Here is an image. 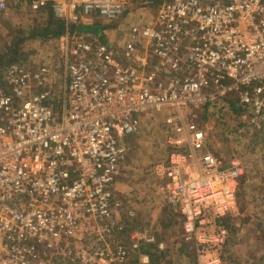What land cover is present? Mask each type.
Masks as SVG:
<instances>
[{
	"label": "built area",
	"instance_id": "1",
	"mask_svg": "<svg viewBox=\"0 0 264 264\" xmlns=\"http://www.w3.org/2000/svg\"><path fill=\"white\" fill-rule=\"evenodd\" d=\"M128 6L0 0V17L49 9L67 25L97 17L117 26ZM102 35L67 32L55 41V60L3 71L0 264H125L140 242L154 243L146 231L121 242L128 229L114 186L135 117L165 108L175 114L166 119L169 154L161 166L166 202L181 215L195 263L221 264L227 231L219 221L235 207L244 168L206 149L203 131L186 116L205 107L217 113L221 103L264 132V0H163L153 20L130 26L121 46Z\"/></svg>",
	"mask_w": 264,
	"mask_h": 264
},
{
	"label": "rangeland",
	"instance_id": "2",
	"mask_svg": "<svg viewBox=\"0 0 264 264\" xmlns=\"http://www.w3.org/2000/svg\"><path fill=\"white\" fill-rule=\"evenodd\" d=\"M162 1L129 0L128 16L117 26L94 17L89 25H79L90 27L80 32L93 36L103 32L101 40L121 46L130 26L153 20ZM46 21V15L26 9L8 10L1 16V62L14 42L18 43L15 58L20 63L35 66L44 59L55 60L54 40L28 35L32 29L44 27ZM1 76L2 63L0 83ZM219 105L217 113L216 108H198L186 120L193 121L203 131L206 149L224 165L236 160L244 168V176L238 181L235 207L220 222L227 231L219 251L221 264H264V132L251 130L242 119L234 118ZM174 116L172 108L141 113L135 117L136 132L125 138L128 152L114 186L123 207V222L126 229L146 231L154 238L152 248L140 242L139 246H144L142 250L130 252L125 264H196L192 249L183 241L181 215L177 208L165 202L161 177V166L169 154L166 140L170 130L166 119ZM204 152L202 149L197 155L201 157ZM213 230L210 226L203 229L206 234ZM127 231L120 237L126 246L129 245Z\"/></svg>",
	"mask_w": 264,
	"mask_h": 264
},
{
	"label": "trees",
	"instance_id": "3",
	"mask_svg": "<svg viewBox=\"0 0 264 264\" xmlns=\"http://www.w3.org/2000/svg\"><path fill=\"white\" fill-rule=\"evenodd\" d=\"M41 15H46V23L45 26L40 29H32L29 31L28 35L31 38L34 37H40L42 39H50V40H58L60 37L65 35L67 32L73 33L76 31H81V29L84 28V26H73V25H67L63 20L56 19L51 10L47 9L45 10ZM8 54H5L2 56V62L0 57V64L2 63V74L6 67H8L11 64L20 63V60H16L15 56L18 55V43H13V45L9 48ZM4 58H8L9 60H3ZM2 77V76H1ZM230 109L232 111H235V106L233 103L229 105ZM222 219L219 221L221 222ZM146 248H152L154 246L153 244H142ZM144 246H139L140 250Z\"/></svg>",
	"mask_w": 264,
	"mask_h": 264
},
{
	"label": "crops",
	"instance_id": "4",
	"mask_svg": "<svg viewBox=\"0 0 264 264\" xmlns=\"http://www.w3.org/2000/svg\"><path fill=\"white\" fill-rule=\"evenodd\" d=\"M84 28H90V27H84ZM164 196V195H163ZM164 201H165V199H164ZM166 202V201H165ZM182 221V220H181ZM132 228H128V231H127V235H129L131 232H134V230H131ZM145 244H147V243H145Z\"/></svg>",
	"mask_w": 264,
	"mask_h": 264
}]
</instances>
